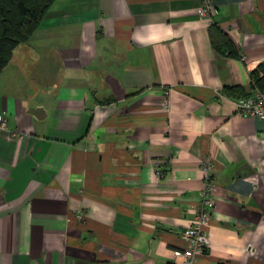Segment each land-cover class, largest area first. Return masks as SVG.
<instances>
[{"label": "crops", "instance_id": "0c3cea01", "mask_svg": "<svg viewBox=\"0 0 264 264\" xmlns=\"http://www.w3.org/2000/svg\"><path fill=\"white\" fill-rule=\"evenodd\" d=\"M211 5L54 0L14 47L0 264H175L208 183L198 264H264V121L231 103L264 58V0Z\"/></svg>", "mask_w": 264, "mask_h": 264}, {"label": "built area", "instance_id": "2783aa9c", "mask_svg": "<svg viewBox=\"0 0 264 264\" xmlns=\"http://www.w3.org/2000/svg\"><path fill=\"white\" fill-rule=\"evenodd\" d=\"M211 6V0H201L200 11L204 14L208 13L211 10ZM240 59L244 60V57L241 56ZM254 71H256L258 79L264 78V58L260 60ZM250 84L253 87L252 93L241 98L231 99V103L236 114L264 121V83L258 86L252 77ZM220 97L226 98L223 94H220ZM5 128L6 121L3 117H0V130ZM202 166L210 169L208 162H202ZM212 191L213 186L209 183L206 184L202 190L194 221L180 232V236L185 241L186 246L172 251L175 264H198L199 256L205 252L208 246V237L203 224L211 217L214 211L215 203L211 198ZM83 216V212L79 211L76 217L82 219Z\"/></svg>", "mask_w": 264, "mask_h": 264}, {"label": "trees", "instance_id": "16d2710c", "mask_svg": "<svg viewBox=\"0 0 264 264\" xmlns=\"http://www.w3.org/2000/svg\"><path fill=\"white\" fill-rule=\"evenodd\" d=\"M53 1L0 0V71L8 63L14 47L28 40L37 29ZM225 49L228 56H238L231 44L226 43ZM251 76L258 86L264 83V78L256 77V71Z\"/></svg>", "mask_w": 264, "mask_h": 264}]
</instances>
